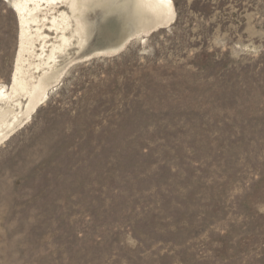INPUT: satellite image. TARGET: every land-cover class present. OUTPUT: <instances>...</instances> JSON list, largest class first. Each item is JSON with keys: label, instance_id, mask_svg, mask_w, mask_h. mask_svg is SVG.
<instances>
[{"label": "rangeland", "instance_id": "374dc122", "mask_svg": "<svg viewBox=\"0 0 264 264\" xmlns=\"http://www.w3.org/2000/svg\"><path fill=\"white\" fill-rule=\"evenodd\" d=\"M171 1L148 33L122 0L82 14L0 144V264H264V0ZM18 26L0 0L6 86Z\"/></svg>", "mask_w": 264, "mask_h": 264}, {"label": "bare ground", "instance_id": "6f19581e", "mask_svg": "<svg viewBox=\"0 0 264 264\" xmlns=\"http://www.w3.org/2000/svg\"><path fill=\"white\" fill-rule=\"evenodd\" d=\"M94 1L7 0L18 20L19 47L10 85L0 84V144L31 118L47 98L49 89L63 75L58 68V58L73 45V40L76 45L84 43L85 25L81 16ZM122 1L125 7L132 6L139 34L170 26L176 19L171 0ZM127 41L122 40L118 48L122 49Z\"/></svg>", "mask_w": 264, "mask_h": 264}]
</instances>
